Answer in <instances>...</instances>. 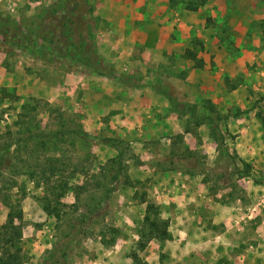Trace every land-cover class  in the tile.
Listing matches in <instances>:
<instances>
[{
  "label": "rangeland",
  "instance_id": "obj_1",
  "mask_svg": "<svg viewBox=\"0 0 264 264\" xmlns=\"http://www.w3.org/2000/svg\"><path fill=\"white\" fill-rule=\"evenodd\" d=\"M248 2L264 14V0H0V142L13 145L0 229L5 197L21 200L23 264H139L135 256L149 264H264V76L257 77L264 59H248L264 52V20L244 34L229 17ZM128 32L170 33L184 43L183 59L194 54L203 70L207 50L225 49L235 57L234 77L219 78L210 60L198 95L185 71L171 69L180 65L176 55L174 66H160V57L145 53L152 43L129 42ZM122 47L132 56L120 55ZM218 79L228 90L245 83L247 96L226 110L230 98ZM144 81L177 104L158 105L149 117L146 107L136 113L125 100ZM185 91L186 100L197 94L195 103L181 101ZM129 106L127 120L118 118ZM161 107L175 119L169 130ZM28 128L35 138L26 141ZM52 169V184L75 189L62 200V220L43 208L51 190L43 175ZM148 203L169 224L165 241L150 239ZM85 204L96 212L83 222ZM184 246L191 252L176 262L170 254Z\"/></svg>",
  "mask_w": 264,
  "mask_h": 264
},
{
  "label": "crops",
  "instance_id": "obj_2",
  "mask_svg": "<svg viewBox=\"0 0 264 264\" xmlns=\"http://www.w3.org/2000/svg\"><path fill=\"white\" fill-rule=\"evenodd\" d=\"M249 5L243 7L244 10H240V11H235L233 9V11L230 12V22L231 23H238V27L236 28V30H243V33H248L250 34L251 32L249 30H251V25L253 23H261L264 20V14L260 15L258 14V12H256L257 8L254 5V3H250L248 2ZM239 10V9H237ZM124 35V39H126L129 42H134L136 43L137 41L140 42L143 46L146 44V46L149 48V41L152 43L151 46H153L152 48H150L149 50L145 49V53L150 55L151 57L153 56H157L160 57V62L158 63V65H166V67L168 66H174L170 64V61H172V58H170L171 56H175L176 55V59L179 60L180 65L175 67V68H171V69H180V72H184L187 73V78H186V85L190 90H192L193 92H197L198 95L199 93H203V83L202 80L203 78L207 77V73L208 70L210 68V64L209 61L213 60L216 61L217 65L214 66V68H218L219 72H222L221 74H219V78L223 75L225 76H229V78H233V71H234V65L235 63L231 62L235 57L231 54H229L225 49H219L218 47H214L212 49H210L209 51L207 50V52H209L208 55V59L206 60L205 57V66H204V70L202 68H197L195 67V64L193 62V60H188V62L186 60L183 59V54H181V48L183 47L184 43L183 42H179L176 43L174 41V38L171 36L170 33H163V32H141V33H133V32H128L127 34H122ZM119 38V37H118ZM120 39V38H119ZM120 41V40H119ZM154 41V42H153ZM178 41L179 38H178ZM120 44V42H119ZM124 47L120 48V55L122 54L121 52L124 51V57L127 59L130 56H132V54L130 53V51H126V50H122ZM143 49V50H144ZM122 50V51H121ZM147 50V51H146ZM179 58H178V57ZM168 58L169 63L167 62L168 60H166L165 58ZM211 57V58H210ZM225 58V59H224ZM262 59H264V52L262 54H258V53H250L248 55V59L252 60V62H256L257 60L260 61ZM183 61V65H181V62ZM243 60V59H242ZM243 62V63H242ZM245 61H239V64L241 63L242 65H245L246 63H244ZM260 64V63H258ZM260 71V70H259ZM147 72V71H145ZM258 76H264V70L259 72ZM153 83V82H152ZM152 83H148L147 81H144V83L142 85H140L139 87H141V91L139 92H131L128 96V98L125 100V102H128L129 105H135L137 106L136 108V113L141 114V109L143 107H146L147 109V117L152 116L153 115V110H157V106L158 105H166V109L169 107V97L170 96H165L164 94L161 93H157L156 91H154L152 88L153 84ZM245 83L241 84L240 86H238V88H234L231 87L229 90L227 88V86L222 82H220V80L218 79L216 82V86L220 92L221 95H228V97L230 98V102L225 101V105H226V110L227 108H229L231 105L234 104L235 98L238 99V97H240V93L243 94L244 96L246 95V88H248L249 86H244ZM224 92V93H223ZM143 94H147V97H143ZM189 92L187 93V91H185V94H183L181 101H188L190 103H195L196 102V96L197 94L194 96H191L193 99H184V96H189L188 95ZM212 95V94H211ZM175 98V96H173ZM212 99V102L214 104L216 103H220L221 100L219 99L218 96L212 97L210 96ZM223 100V99H222ZM245 101H243V99H239L238 101H236V105L240 106V107H244L245 104L243 103ZM117 104H115V106H117V108H120V103L121 102H116ZM134 103V104H133ZM139 106V107H138ZM231 108V107H230ZM132 109V106H129V108L127 107V109L124 111V113L122 112V114L120 115L121 120L125 119L127 120V114L128 112ZM161 111H162V107H161ZM163 112V111H162ZM143 114V113H142ZM163 119L165 120V128L166 130L173 128V125L170 123L171 121L175 120L173 119L172 115H167V112H163ZM157 134V132H152ZM205 141V140H204ZM211 152V151H209ZM142 158H145L142 155ZM147 165H144V167H146ZM143 167V166H142ZM137 170H141L138 171L139 175L144 174V172L142 171V169H140V167H137ZM167 173V172H166ZM170 174V172H168ZM172 173V172H171ZM180 248V247H179ZM181 249L183 251L180 252H174L171 253L170 256L172 257V259L177 260L176 262H180L181 259L184 260L186 255L188 254V252L190 253L191 251L187 248V246L185 247H181ZM189 250V251H186Z\"/></svg>",
  "mask_w": 264,
  "mask_h": 264
},
{
  "label": "trees",
  "instance_id": "obj_3",
  "mask_svg": "<svg viewBox=\"0 0 264 264\" xmlns=\"http://www.w3.org/2000/svg\"><path fill=\"white\" fill-rule=\"evenodd\" d=\"M60 56L65 58L69 57V55L65 52L60 53ZM187 58H191L192 60H194L196 56L194 54H189L187 55ZM13 98L14 100H19L20 97L16 94H13ZM169 101L171 102L172 106H175L177 104V102H175L172 97H169ZM26 131L27 133H29V137L26 139V141L35 138L30 128H28ZM12 146L13 145L11 144H6L5 142L1 144L0 142V190L4 188L5 181L3 180L5 162L4 160L7 155L11 154L10 150ZM115 162L118 163L117 173L120 175L122 172L125 171V166L123 165L122 157H117ZM54 176L55 171H53V169L51 170L50 176H48L44 172L43 178L45 179L46 184L48 186H50L51 184V190L49 194L45 195V197L43 198V208L48 215L55 216L57 219L62 220V217L65 216V209L67 208L66 205H64V203L62 202V200L70 190L75 191V189L68 182L61 183L59 185L52 184V178ZM83 186H79L78 188L80 190H84L85 188ZM75 194L77 199V203L74 206L75 211L80 212L81 208L83 207V205L80 204L82 201L81 196L78 192H75ZM23 197H25L24 194ZM4 203L9 208V214L7 223L0 229V246H5V248L0 247L2 249V252L0 253V264H23L24 260L21 256V249L18 246L23 238V209L21 206V200L17 199V201H13L11 199V196L7 195V197H5ZM84 206L87 208L86 213H81L84 218L85 216H87V214L93 215L96 212V209H92V207L88 206V204H85ZM159 214V208L152 203H148L144 222L149 224L153 228V233L150 239L165 241L170 236L168 233L169 224L168 222L161 221L158 216ZM151 215H153L154 219L151 217ZM68 222L70 226L73 227V219L71 218ZM83 222H86V218ZM11 248H14L16 251H11ZM66 252V250L61 251V253H63L64 255H66ZM52 258H54V255ZM135 258L137 259L139 264H149L142 260H138V256H135Z\"/></svg>",
  "mask_w": 264,
  "mask_h": 264
}]
</instances>
